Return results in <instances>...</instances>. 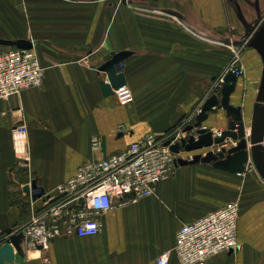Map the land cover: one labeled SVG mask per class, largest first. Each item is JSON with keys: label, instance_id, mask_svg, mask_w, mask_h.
<instances>
[{"label": "crops", "instance_id": "1", "mask_svg": "<svg viewBox=\"0 0 264 264\" xmlns=\"http://www.w3.org/2000/svg\"><path fill=\"white\" fill-rule=\"evenodd\" d=\"M263 16L264 0H0V52L25 42L44 68L40 86L0 98V238L24 264H156L163 250H170L167 264H180L178 228L233 200L240 207L236 246L206 264H264V180L257 170L232 172L227 153L177 164L150 195L101 214L94 235L56 237L30 250L10 234L30 215L29 195L51 193L84 161L147 132L195 124L203 101L221 98L223 84L215 83L234 60L243 76L201 126L214 134L231 121L249 126L262 76L256 45L264 40ZM111 73L124 74L127 104L102 92ZM234 142L227 137L180 156H214Z\"/></svg>", "mask_w": 264, "mask_h": 264}, {"label": "built area", "instance_id": "2", "mask_svg": "<svg viewBox=\"0 0 264 264\" xmlns=\"http://www.w3.org/2000/svg\"><path fill=\"white\" fill-rule=\"evenodd\" d=\"M228 70L236 78L243 76V69L234 60L217 79L216 87L224 84L223 78ZM43 76L44 68L31 45L20 42L0 52V98L40 86ZM113 93L122 105L132 99V90L126 83L113 88ZM187 126L182 125L163 135L147 132L123 150L84 161L73 176L56 184L51 193L37 197L29 195L30 215L26 222L13 227L10 234H22L26 248L41 250L56 237L98 233L101 214L150 195L153 184L171 176L178 164L177 159L181 157L183 142L197 137L192 134L197 129L187 130ZM220 133L212 134L219 136ZM99 143L94 136L92 149L98 150ZM174 144L179 145L177 153L171 150ZM221 148L226 146H221L218 151ZM239 211V204L229 201L191 222L183 223L176 231L173 246L178 262L206 264L219 252L233 250L237 243ZM169 255L170 250L161 251L156 264H167Z\"/></svg>", "mask_w": 264, "mask_h": 264}, {"label": "water", "instance_id": "3", "mask_svg": "<svg viewBox=\"0 0 264 264\" xmlns=\"http://www.w3.org/2000/svg\"><path fill=\"white\" fill-rule=\"evenodd\" d=\"M26 44L25 42H21ZM28 45V44H26ZM30 46V45H28ZM256 49L259 51L262 62V76L259 84V91L256 95L255 103L253 104L250 126H249V141L251 143L250 153L251 159L254 163V166L259 173V175L264 180V145L260 142V135L264 134V40H261ZM224 84L221 87V98L218 100L217 94H211L208 96L201 105V110L196 116V122L193 125L186 127L187 130L195 127L198 133V136L190 137L188 142L184 143L185 150H195L199 147H209L213 143H221L227 137L238 139V134L235 130V121H231L227 129L222 130L219 136H213L212 132L207 128L201 126V123L207 118V112L212 107L216 106L218 102L222 106H226L228 102V96L233 90L234 82L236 77L231 70H228L224 75ZM125 82V76L123 73H111L108 76L107 81H101L100 86L104 94H110L113 92V88H117ZM239 123V134L243 123ZM245 148V143H243ZM241 140H237L235 145H232L229 148H221L214 156L200 157V154H194L191 160L183 159L179 157L177 159L178 164H187L198 162L199 160L211 159L215 156L223 157L225 153L231 155V159L234 161V164L231 168L232 172L241 173L244 170L245 163V153L243 155V148ZM173 152H178L179 145L174 144L171 146ZM15 236V235H14ZM17 237L22 238V234L16 235ZM15 236V237H16ZM20 263L24 264V261L21 259V253L18 250H14L11 245V241L5 240L0 243V264H13Z\"/></svg>", "mask_w": 264, "mask_h": 264}, {"label": "rangeland", "instance_id": "4", "mask_svg": "<svg viewBox=\"0 0 264 264\" xmlns=\"http://www.w3.org/2000/svg\"><path fill=\"white\" fill-rule=\"evenodd\" d=\"M262 18H264V16ZM243 128H244V132H245V135L243 137H244L245 155H246V159H245V163H244L245 164V169L243 171V175H246L248 173H256V168L254 166V163H253V161L251 159V155H250V152H249L250 151L249 150V141H248V137L246 135V130L248 128V125L247 124L246 125L243 124ZM261 143L264 145V135H263V138L261 140ZM184 150H185V148L183 147V151ZM217 152H218V150H217ZM233 201L239 204V200H233Z\"/></svg>", "mask_w": 264, "mask_h": 264}, {"label": "bare ground", "instance_id": "5", "mask_svg": "<svg viewBox=\"0 0 264 264\" xmlns=\"http://www.w3.org/2000/svg\"><path fill=\"white\" fill-rule=\"evenodd\" d=\"M242 68V67H241ZM220 97V96H219ZM120 103V102H119ZM121 104V103H120ZM250 126V125H249ZM249 126H248V128H247V130H246V135H247V137H248V141H249ZM215 127V126H214ZM242 130H241V132H240V134H239V123H238V121L235 123V130H236V132H237V134H238V139L237 140H241V142H242V145H243V143H244V135H245V132H244V128H243V126H242V128H241ZM263 135V134H262ZM237 140H235V142H234V145L236 144V142H237ZM260 141H261V135H260ZM215 144V143H214ZM249 144H250V147H249V149L251 148V143H250V141H249ZM185 152V151H184ZM242 152H243V155H244V153H245V148H244V145H243V148H242ZM250 152V151H249ZM250 155H251V153H250ZM245 156V155H244ZM245 158H246V156H245ZM244 169H245V164H244V167H243ZM244 171V170H243ZM241 173H243V172H241ZM241 173H239V174H241ZM3 235V234H2Z\"/></svg>", "mask_w": 264, "mask_h": 264}, {"label": "trees", "instance_id": "6", "mask_svg": "<svg viewBox=\"0 0 264 264\" xmlns=\"http://www.w3.org/2000/svg\"><path fill=\"white\" fill-rule=\"evenodd\" d=\"M2 234H0V237H1ZM1 239V238H0ZM1 242V241H0Z\"/></svg>", "mask_w": 264, "mask_h": 264}]
</instances>
